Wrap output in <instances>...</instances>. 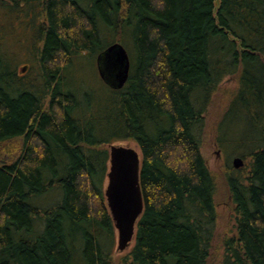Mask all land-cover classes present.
<instances>
[{"label":"trees","instance_id":"trees-1","mask_svg":"<svg viewBox=\"0 0 264 264\" xmlns=\"http://www.w3.org/2000/svg\"><path fill=\"white\" fill-rule=\"evenodd\" d=\"M4 2L39 9L35 74L7 66L0 41V264H208L215 181L195 128L226 76L237 88L218 132L233 109L250 134L230 139L249 165L226 175L236 221L220 264H264V0ZM114 42L130 62L120 88L92 81ZM83 70L96 87L73 80ZM116 140L138 147L143 200L117 260L103 192Z\"/></svg>","mask_w":264,"mask_h":264},{"label":"rangeland","instance_id":"rangeland-1","mask_svg":"<svg viewBox=\"0 0 264 264\" xmlns=\"http://www.w3.org/2000/svg\"><path fill=\"white\" fill-rule=\"evenodd\" d=\"M35 9H39V7H37L32 2L29 4H22L18 7H14L7 2L0 3V41L4 51L8 54L5 60L6 65L9 67L11 66V69L16 72L21 66L30 65V68L27 69L25 75L21 74L22 76L20 77H25L27 74L33 75L36 72V63L34 59L36 50L31 47L30 39L33 35L30 36V32L28 30V26L30 24L28 15L30 11L32 12ZM96 72L97 71H94L95 75L93 76L94 79L92 81L95 79L100 81V73L97 72L96 74ZM19 73L21 72L19 71ZM85 73H87V70H83L80 75L75 74V79L73 77V80L77 81L76 83L82 82L83 84L93 85L94 82L91 81V78L88 79ZM94 86L96 87L95 84ZM236 88V77L226 76L220 82L219 86L215 89L209 99V103L207 104V108L203 116L202 126H198V129L195 128V134L199 139L200 152L205 159L206 165L215 181L214 202L216 217L214 221L213 239L208 264H220L224 253L223 243L226 238L235 234V210L227 187L226 175L232 172L230 166L232 165L233 158H241V154L244 152L241 151V148L237 147L236 143L230 142V139L234 140L236 138L238 139L239 137L244 138L250 133L245 124H239L237 126L235 121L236 114L233 109L226 112L229 114V117L227 118L223 131H221V133L218 131L219 121L224 115V112L227 109L228 103L236 91ZM227 128H238L242 131L243 135L238 136L235 134L234 136V133H232L230 130L229 132ZM218 139H225L227 141H225L227 146L223 148L221 146V142H218ZM109 145H122L125 147L134 148L138 151L136 143L131 140L112 141L109 144H105L104 147L108 148L109 150ZM0 159H8V156L1 153ZM242 160V167L246 166L245 170L239 171L238 169L233 168L236 170L233 171L234 174L239 175L240 177L243 176L249 165V159L244 161L242 158ZM107 183L108 179L105 177L103 182V192L107 186ZM42 201L46 202V200ZM117 234L118 232L115 228L113 244V258L115 260L124 255L133 244L132 240L126 249L117 250Z\"/></svg>","mask_w":264,"mask_h":264},{"label":"water","instance_id":"water-1","mask_svg":"<svg viewBox=\"0 0 264 264\" xmlns=\"http://www.w3.org/2000/svg\"><path fill=\"white\" fill-rule=\"evenodd\" d=\"M97 69L101 78L112 87L120 88L129 73V56L119 42L108 45L97 58ZM27 65L19 71L25 72ZM108 179L104 190L106 205L114 227L117 229V250L126 249L135 235V225L142 212L143 200L139 185L140 154L131 147L109 145ZM243 160L234 157L233 168L241 167Z\"/></svg>","mask_w":264,"mask_h":264},{"label":"flooded vegetation","instance_id":"flooded-vegetation-1","mask_svg":"<svg viewBox=\"0 0 264 264\" xmlns=\"http://www.w3.org/2000/svg\"><path fill=\"white\" fill-rule=\"evenodd\" d=\"M23 74V73H22Z\"/></svg>","mask_w":264,"mask_h":264}]
</instances>
